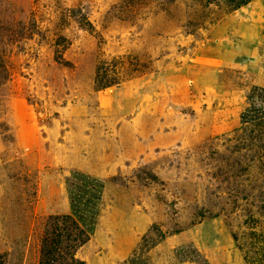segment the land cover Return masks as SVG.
I'll return each mask as SVG.
<instances>
[{"label":"rangeland","instance_id":"1","mask_svg":"<svg viewBox=\"0 0 264 264\" xmlns=\"http://www.w3.org/2000/svg\"><path fill=\"white\" fill-rule=\"evenodd\" d=\"M262 47L264 0H0V264H264Z\"/></svg>","mask_w":264,"mask_h":264},{"label":"crops","instance_id":"2","mask_svg":"<svg viewBox=\"0 0 264 264\" xmlns=\"http://www.w3.org/2000/svg\"><path fill=\"white\" fill-rule=\"evenodd\" d=\"M257 61L263 68L262 70H264V48L263 47L261 49L259 48L257 52ZM263 91L264 90H261L260 93L249 96L248 98V106H249L248 109L249 110L255 109L257 102L264 101ZM244 114H245V111L241 114V120H244L243 119ZM78 173H81L83 175V173H88V172H78ZM90 173H93V172H90ZM76 178L80 181L81 184H83L84 188L87 190V194H86L87 199L85 200L86 205H82V207L80 208V212L78 211V217L81 219L84 226L88 228L90 225L89 221H92V217H93L92 212L98 209V204L100 202V199L97 200L96 196L97 194L99 195L101 194L100 196L102 197L104 186H102V182H100L97 179L94 180L90 177L83 178V176L81 175L76 176ZM84 211L86 212V215L80 217L79 213L82 214Z\"/></svg>","mask_w":264,"mask_h":264},{"label":"trees","instance_id":"3","mask_svg":"<svg viewBox=\"0 0 264 264\" xmlns=\"http://www.w3.org/2000/svg\"><path fill=\"white\" fill-rule=\"evenodd\" d=\"M250 111L252 112L253 110L251 109ZM250 111H249V112H250ZM249 112H248L247 114H244V117H243L244 120H246L247 117H251V116H253V118L249 119V121L255 120V119H257V118L260 117V116L257 115L256 113H255V114H251V113L249 114ZM249 115H250V116H249ZM76 175H81V176H83V178H84V177H89V176H87V175H85V174L82 175L81 173L76 174ZM90 178H91V177H90ZM92 179H94V178H92ZM94 180H95V179H94ZM98 188H99V187H98ZM100 195H101V194H100ZM100 195L97 194V196H96L97 200L100 199ZM72 207H73L72 210L75 212V214L78 215V211L80 212V208L77 209V207H74V205H72ZM77 210H78V211H77ZM96 212H97V210H95L94 212H92V215H93V217H92V222L95 221ZM84 227H86V226H84ZM86 228H87V227H86ZM184 249H185V248H183V250L181 251V253H182L183 255H185V257H184L183 260H191V261H193V262L199 261V259H200V253H199L197 250H191V249H188V248H186L185 250H184ZM193 257H194V258H193ZM146 259H147V258H143V256L139 255V256H134V257H132V258H130V259H127V260H128V264H146V262H147Z\"/></svg>","mask_w":264,"mask_h":264},{"label":"built area","instance_id":"4","mask_svg":"<svg viewBox=\"0 0 264 264\" xmlns=\"http://www.w3.org/2000/svg\"><path fill=\"white\" fill-rule=\"evenodd\" d=\"M253 111L251 112L250 110V112H249V114L251 113V114H257V115H259L260 117L261 116H264V101L263 102H257V104H256V106H255V109H252ZM250 116V115H249ZM247 118H249V119H251V118H253V116H251V117H247Z\"/></svg>","mask_w":264,"mask_h":264},{"label":"bare ground","instance_id":"5","mask_svg":"<svg viewBox=\"0 0 264 264\" xmlns=\"http://www.w3.org/2000/svg\"><path fill=\"white\" fill-rule=\"evenodd\" d=\"M261 83H264V81H260Z\"/></svg>","mask_w":264,"mask_h":264}]
</instances>
